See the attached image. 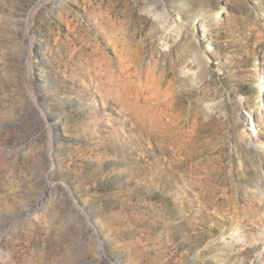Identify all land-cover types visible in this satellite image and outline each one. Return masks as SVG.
Returning a JSON list of instances; mask_svg holds the SVG:
<instances>
[{
    "label": "rangeland",
    "instance_id": "374dc122",
    "mask_svg": "<svg viewBox=\"0 0 264 264\" xmlns=\"http://www.w3.org/2000/svg\"><path fill=\"white\" fill-rule=\"evenodd\" d=\"M39 1L0 0V264H264V0Z\"/></svg>",
    "mask_w": 264,
    "mask_h": 264
},
{
    "label": "bare ground",
    "instance_id": "6f19581e",
    "mask_svg": "<svg viewBox=\"0 0 264 264\" xmlns=\"http://www.w3.org/2000/svg\"><path fill=\"white\" fill-rule=\"evenodd\" d=\"M39 2H37L36 5L34 4L35 6H31V8L29 9V12L31 10V13L33 14L35 8L40 4ZM186 4L187 3L183 2V1L179 2V3L176 4V9L178 11L179 10H185V8H183V6H185ZM163 5L165 6V4H163ZM32 14L30 16H32ZM165 15H166L165 17L167 18V20H166V23L163 22L165 24L163 25V27L161 26L162 27L161 28L162 29V35L160 33L161 36H159L162 39V44L161 45H163V46H170L172 43H176V45H177V43H179V45H182V48H183V46H185V45L187 46V45L191 44L190 42H191V40H193V38H194V36H195V34H196L197 30H198V28L196 27L197 25H199L198 23L200 21L207 22L206 17L202 13H192L191 16H190V19L188 20V22L185 25L179 24L175 20V18L171 17V15H170V13L168 11H165ZM218 16H219V13H218ZM163 18H164V15H163ZM158 20H160V19H158ZM155 23H156V21H155ZM157 23H160V21H158ZM163 23H161V24H163ZM156 24H155V26H156ZM161 24H157V25H161ZM194 26H195V28H194ZM27 28L29 29V26ZM157 29H158V26H157ZM159 42H161V41H159ZM38 45H39V43H37V41L34 38V36H30L27 39V46H26L25 55H24V57L26 58V62H27L26 64L29 65V63H30V59H31V52L30 51H31L32 47L33 46H38ZM180 48H181V46H180ZM195 48L196 47H194V53L196 55L194 57H196V58L193 61L199 62V64H203V66H205V63H204L205 61L203 60L202 55L199 54V52H197V50H195ZM37 51H41V50H37ZM191 52H192V50H191ZM30 71H31V67L28 66V75H27L28 77L27 78H29V79L32 76ZM187 72H189V71L181 70V74H187ZM31 95H33V94H31ZM32 99L35 100L34 96H32ZM43 108H45V105H44ZM41 111H43L42 108H41ZM43 112H45V111H43ZM235 114L237 116V118H235V120H236V122H238V126L237 127H239V130H238L239 131L238 132L239 137H240L241 140L244 141V143L247 146L249 152L253 153V154H256L258 156V157L256 156V158L257 159L259 158V160H260L258 168H259L261 176L264 178V141H262V139H259L258 136H257L258 127H257V124H256L255 116L253 115V112H249L248 113L249 120H248L245 117V115H243V114L241 115V112L239 111V108L237 109V111H235L234 115ZM42 116H43L42 117L43 126L44 125L46 126V124H47L48 120H50L51 116H46L44 113L42 114ZM53 118L55 120V117H52V119ZM248 122L249 123L251 122V125H252V128H253L252 133L249 131V129H247V123ZM249 123H248V126H249ZM39 124H40V121H39ZM255 133H257V134H255ZM236 140H238V139H236ZM48 143H49V146L51 147V150L53 149L52 152H54V151L57 152L61 148V140L56 138V137L52 138L49 134H48ZM51 159L58 160V155L56 154L54 157L52 156ZM251 186H253V185H251ZM251 191H252V193H254L253 195H255V192H256L255 189H251ZM259 193L263 194L262 191H260ZM260 194H257V196L260 195ZM260 196H259L260 202H262V205H263L262 207L260 206L261 207L260 210H261V214L264 216V196L263 195H262V197H260ZM234 232L240 233V227L238 225H236L234 227V229L231 232H229L228 234H232ZM99 235L102 236V237H105L103 233H101ZM224 237H222V238H224ZM102 240L103 241L101 243L102 244L101 249L103 251L104 250L105 251H104L103 254H101V258L100 259H103L104 261L106 260L107 262H113L112 264H123V263H121L122 258H121V256L119 254L113 255L112 259H107L108 258L107 257L108 253H107V248L105 247V238L104 239L102 238ZM216 242H218L219 245L216 248V254L213 255V263L214 264H219V260H220L219 255H221L224 252H221V249L219 248L220 245L222 244V243H220L221 241L220 240H216ZM214 243H215V240L214 241L211 240V241H209V243L207 245H208V247H210V245L211 244L214 245ZM223 251H225V250H223Z\"/></svg>",
    "mask_w": 264,
    "mask_h": 264
}]
</instances>
